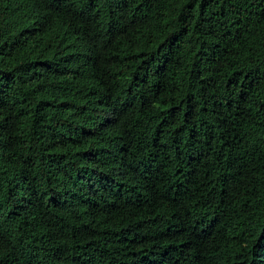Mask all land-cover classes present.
<instances>
[{"label": "trees", "instance_id": "obj_1", "mask_svg": "<svg viewBox=\"0 0 264 264\" xmlns=\"http://www.w3.org/2000/svg\"><path fill=\"white\" fill-rule=\"evenodd\" d=\"M0 264H264V0H0Z\"/></svg>", "mask_w": 264, "mask_h": 264}]
</instances>
